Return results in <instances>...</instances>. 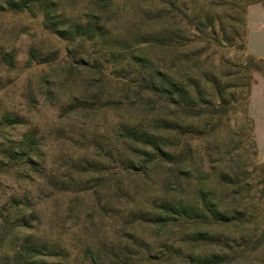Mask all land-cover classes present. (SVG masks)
Here are the masks:
<instances>
[{
  "label": "rangeland",
  "instance_id": "1",
  "mask_svg": "<svg viewBox=\"0 0 264 264\" xmlns=\"http://www.w3.org/2000/svg\"><path fill=\"white\" fill-rule=\"evenodd\" d=\"M54 1L70 21L93 17L106 24L109 40L62 41L40 17L0 11V215L6 216L0 219V260L12 261L25 237L63 249L52 264H180L177 252L216 251L189 241L199 231L247 246L264 229V161L257 155L248 106L256 79H264V63L250 62L246 49L249 7L264 6V0L249 6L237 0L238 7L233 0H180L217 39L202 38L178 19L161 20L146 0H116L106 7L97 0ZM161 26L179 31L185 47L160 51L142 43ZM31 51L45 63L29 61ZM181 53L188 65L181 63ZM1 54L13 56L12 67ZM140 58L149 60L147 70L190 76L200 102L220 101L222 111L184 117L154 99L148 102L136 91ZM159 118L175 126L167 148L184 156L183 165L152 163L145 173L126 171L122 162L139 164L143 156L124 142V128L155 132ZM29 136L39 148L38 172L5 155L20 151ZM200 189H212L229 204L242 201L249 220L229 227L159 229L132 219L154 213L162 201L196 202ZM18 213L29 220L25 229L16 226ZM230 264H264V243Z\"/></svg>",
  "mask_w": 264,
  "mask_h": 264
},
{
  "label": "trees",
  "instance_id": "2",
  "mask_svg": "<svg viewBox=\"0 0 264 264\" xmlns=\"http://www.w3.org/2000/svg\"><path fill=\"white\" fill-rule=\"evenodd\" d=\"M98 3L104 4L105 7L114 3L116 0H97ZM126 1V0H125ZM152 2L157 8L158 16L161 20L178 19L188 30L195 31L202 38L217 39L211 26H206L197 16H194L191 10L180 4V0H146ZM236 6V1L233 0ZM246 6L256 3L253 0H245ZM1 12H27L33 16L40 17L44 28L56 38L66 42H92L93 44H104L109 40L107 38L108 29L106 24L96 18L88 17L83 21H70L63 14L58 12L54 0H0ZM146 37V36H145ZM144 42L158 48L160 51H169L172 48H184L185 38L179 31L174 32L171 29L162 27L157 34L147 36ZM184 41V42H183ZM225 45H230L226 39H218ZM128 50L126 47L122 51ZM109 56H114V52H109ZM29 61H39V64L45 63L44 60H38L37 52L31 51ZM135 59V57H132ZM183 65L189 64L186 54L181 53L179 57ZM250 62L264 63V59L255 58L249 55ZM2 62L9 67L13 66V56L11 54H1ZM137 63L142 68L137 70L136 75L140 78V83L136 87L138 95L146 98L147 101L154 99L157 105L162 109L175 108L179 115L184 117H199L203 114H213L221 112L219 107L220 101L216 104L209 105L200 102L198 91L191 88L192 78H173L168 71L156 68L154 71L147 70L150 65L149 60L143 58L137 59ZM135 61L131 65H135ZM190 66V65H189ZM260 69L254 68L253 71ZM100 72V71H99ZM102 73V72H100ZM187 81L189 83H187ZM132 90L133 85H129ZM216 105V106H215ZM222 108V107H220ZM253 124V123H252ZM155 132L142 129L136 126L124 128L123 140L129 145H135L139 149V155L143 156L139 164L131 161L127 166L122 162L126 171H133L137 174L145 173L147 168L156 163L161 166L172 165L174 168L182 166L184 156H173L168 150L167 134L175 127L168 118H159L154 123ZM253 133V126H252ZM254 138V135H253ZM20 151H5L6 158L15 163H20L24 168L33 172H38L40 165L39 148L35 143V137L29 136L22 142ZM179 180V178H177ZM178 188L181 184L177 181ZM235 183H232V187ZM238 187V186H236ZM234 199V198H233ZM230 204L226 200H219L212 189H200L196 202L184 201L182 199L173 201H162L155 208L154 213L139 212L132 214V219L137 223L154 225L159 229L183 227L188 229L190 225L212 227H229L243 225L249 218L246 217L242 201ZM18 207V206H17ZM6 216L0 219L5 221ZM16 226L25 229L29 225V220L23 214L18 213L15 218ZM185 237V234H184ZM188 237V236H186ZM189 241L213 247L216 251L210 255L188 254L184 255L177 252L180 264H230L236 259L242 257L244 252L252 253L264 243V229L254 239L244 245H230L229 238L215 236L206 232H191ZM63 249L45 240L25 237L21 240L15 256L12 261L5 259L0 260V264H52L51 260L63 256ZM92 263H95L94 261Z\"/></svg>",
  "mask_w": 264,
  "mask_h": 264
},
{
  "label": "crops",
  "instance_id": "3",
  "mask_svg": "<svg viewBox=\"0 0 264 264\" xmlns=\"http://www.w3.org/2000/svg\"><path fill=\"white\" fill-rule=\"evenodd\" d=\"M247 52L259 59H264V6L252 5L248 10ZM249 113L253 121V132L257 145V155L264 161V79L257 78L249 99Z\"/></svg>",
  "mask_w": 264,
  "mask_h": 264
}]
</instances>
